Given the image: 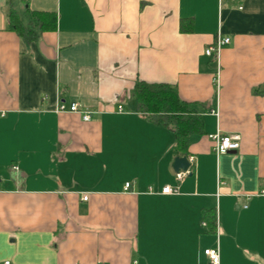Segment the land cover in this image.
Returning a JSON list of instances; mask_svg holds the SVG:
<instances>
[{
  "label": "crops",
  "instance_id": "1",
  "mask_svg": "<svg viewBox=\"0 0 264 264\" xmlns=\"http://www.w3.org/2000/svg\"><path fill=\"white\" fill-rule=\"evenodd\" d=\"M138 80L201 120L179 182ZM217 131L238 147L216 155ZM214 247L264 264V0H0V264H209Z\"/></svg>",
  "mask_w": 264,
  "mask_h": 264
},
{
  "label": "trees",
  "instance_id": "2",
  "mask_svg": "<svg viewBox=\"0 0 264 264\" xmlns=\"http://www.w3.org/2000/svg\"><path fill=\"white\" fill-rule=\"evenodd\" d=\"M37 15H49L50 27H54L53 15L47 13ZM19 31L29 33V29L22 25ZM130 96L134 99L139 112L153 117L158 123L171 126L174 135L173 150L177 155L185 154L189 135L199 133L201 128V120L194 113L191 104L180 100L175 88L165 83L138 80L133 84Z\"/></svg>",
  "mask_w": 264,
  "mask_h": 264
},
{
  "label": "built area",
  "instance_id": "3",
  "mask_svg": "<svg viewBox=\"0 0 264 264\" xmlns=\"http://www.w3.org/2000/svg\"><path fill=\"white\" fill-rule=\"evenodd\" d=\"M229 38L228 37H220V36H216V38L214 39V42L212 44H210L209 46H207L204 49V53L205 54H218V51L220 49V47L226 43H228ZM56 110L58 111H70V112H78L81 113V111L78 109V106L76 103H70L67 107H65L62 104H58V106L56 107ZM82 119H88V114L87 113H82L81 115ZM208 137L211 139L212 141V149L214 151V153L217 154H221V153H225L228 151H232L235 150L238 145H239V137L236 134H220L218 131L213 133V134H209ZM188 162L191 161V156H188ZM186 171H189V167L187 168ZM186 171H177L174 173V177L176 179V181H180L181 178L183 177V175L186 173ZM129 186L128 182L124 183V190L127 189V187ZM148 192H150V190L148 189ZM160 193L162 194H176L178 193V185H164L160 188ZM87 195L83 194L81 196L82 200H86ZM202 225H204V222H201ZM203 254L207 257L209 264H218V249L217 247L214 248H205L203 249ZM2 264H8V261H4L2 262Z\"/></svg>",
  "mask_w": 264,
  "mask_h": 264
},
{
  "label": "water",
  "instance_id": "4",
  "mask_svg": "<svg viewBox=\"0 0 264 264\" xmlns=\"http://www.w3.org/2000/svg\"><path fill=\"white\" fill-rule=\"evenodd\" d=\"M170 166L174 172H177L179 170L186 171L190 164L185 155H177L173 157ZM188 174H190V172H188Z\"/></svg>",
  "mask_w": 264,
  "mask_h": 264
}]
</instances>
